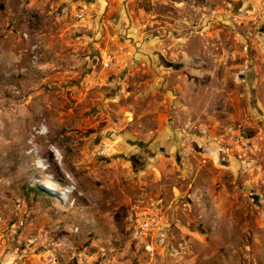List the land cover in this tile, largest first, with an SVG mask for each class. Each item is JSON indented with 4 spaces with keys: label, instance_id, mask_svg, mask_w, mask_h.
Returning <instances> with one entry per match:
<instances>
[{
    "label": "rangeland",
    "instance_id": "1",
    "mask_svg": "<svg viewBox=\"0 0 264 264\" xmlns=\"http://www.w3.org/2000/svg\"><path fill=\"white\" fill-rule=\"evenodd\" d=\"M0 264H264V0H0Z\"/></svg>",
    "mask_w": 264,
    "mask_h": 264
},
{
    "label": "built area",
    "instance_id": "2",
    "mask_svg": "<svg viewBox=\"0 0 264 264\" xmlns=\"http://www.w3.org/2000/svg\"><path fill=\"white\" fill-rule=\"evenodd\" d=\"M141 228H142L144 231H148L149 228H150V224H149V223H142Z\"/></svg>",
    "mask_w": 264,
    "mask_h": 264
},
{
    "label": "bare ground",
    "instance_id": "3",
    "mask_svg": "<svg viewBox=\"0 0 264 264\" xmlns=\"http://www.w3.org/2000/svg\"><path fill=\"white\" fill-rule=\"evenodd\" d=\"M37 165L40 167V166H43L44 164H42V163H37Z\"/></svg>",
    "mask_w": 264,
    "mask_h": 264
},
{
    "label": "water",
    "instance_id": "4",
    "mask_svg": "<svg viewBox=\"0 0 264 264\" xmlns=\"http://www.w3.org/2000/svg\"><path fill=\"white\" fill-rule=\"evenodd\" d=\"M95 0H90V2H94Z\"/></svg>",
    "mask_w": 264,
    "mask_h": 264
},
{
    "label": "flooded vegetation",
    "instance_id": "5",
    "mask_svg": "<svg viewBox=\"0 0 264 264\" xmlns=\"http://www.w3.org/2000/svg\"><path fill=\"white\" fill-rule=\"evenodd\" d=\"M86 1H89L90 2V0H86Z\"/></svg>",
    "mask_w": 264,
    "mask_h": 264
}]
</instances>
